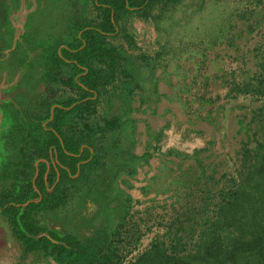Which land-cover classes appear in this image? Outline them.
<instances>
[{
	"label": "trees",
	"instance_id": "16d2710c",
	"mask_svg": "<svg viewBox=\"0 0 264 264\" xmlns=\"http://www.w3.org/2000/svg\"><path fill=\"white\" fill-rule=\"evenodd\" d=\"M186 1L189 0H58L55 22L35 46L43 50L41 57L45 53L47 56V31L56 32L59 44L52 60L58 66L54 73L58 86L54 84L55 95L50 93L57 100L55 107L48 105L43 113L37 109L47 95L33 102L39 117H28L17 109L12 114L5 107L0 215L22 246L24 258L33 254L53 264L123 261V236L132 210L140 202L128 193L127 187L123 190L122 184L138 175L141 161L153 156L149 148L141 157L134 152L138 130L134 114L145 112L153 100L159 82L155 81L152 88L145 82L155 79L165 63L164 46L159 44L162 51L154 56L142 53L127 31V24L134 19L150 21L162 36L161 25L168 15H188ZM238 1L246 4L245 19L250 15L247 20L254 21V26L248 25L251 31L264 24V0ZM188 4L189 10L198 5L193 14L206 8V0H190ZM256 61L257 70L242 83L234 82L232 93L264 100V56ZM40 63L46 85L51 65L43 67ZM60 87L70 89V95L66 96ZM103 103L105 109L101 112ZM257 116L264 130V105L255 119ZM153 151L157 153L156 149ZM240 167L228 188L220 190L214 211L210 202H204L203 216L213 211L217 221L209 223L211 220L205 218L207 229L201 242L194 239V234L184 236L181 225L172 224L175 232H171L168 242H155L130 264H264V142L244 151ZM170 169L167 175L175 173ZM106 171L112 175L111 184L118 185L116 190L104 179ZM161 173L158 168L153 180ZM187 175L175 176L174 184L180 189L165 188L164 194L178 196V202L180 191L187 196L193 183L192 176ZM85 195L92 196L89 204L98 211L115 214L119 209L126 212L125 216L113 217V227L103 224L91 236L50 230L39 223V215L65 211L71 203H80ZM101 195L106 196L103 205L98 202ZM111 195L115 199H109ZM82 211L80 217L91 218V208ZM44 233L59 244L40 237ZM140 238L138 235L135 242H140Z\"/></svg>",
	"mask_w": 264,
	"mask_h": 264
},
{
	"label": "rangeland",
	"instance_id": "374dc122",
	"mask_svg": "<svg viewBox=\"0 0 264 264\" xmlns=\"http://www.w3.org/2000/svg\"><path fill=\"white\" fill-rule=\"evenodd\" d=\"M55 2L0 0V100L4 97L9 99L6 107L12 114L17 109L28 117H37L33 102L37 103L36 99L46 95L37 109L43 113L42 109L48 105L55 107L57 100L50 93L55 95L54 84L58 78L54 75L58 66L52 60L56 44H59L56 32L47 31L50 34L46 43L49 54L46 56L45 53L39 63L34 61L33 68L27 66L30 61L25 63V51L20 48L12 50V44L23 43L22 25L28 12L23 39L27 47L37 49L35 46L40 36L55 22L54 9L60 4ZM188 3L190 0L184 4L188 6V15L178 12L175 16L170 14L166 17L161 25L164 28L162 36L150 21L134 19L127 24V31L142 53L154 56L162 51L160 44L164 46L165 60L164 68L155 74L156 80L149 78L145 82L151 88L155 81L159 82L156 95L145 112L134 114L138 129L134 152L141 157L149 148L153 156L148 161H141V167L137 165L138 175L122 184V189L127 187L128 193L140 202L132 210L123 236L124 244L120 248L124 259L128 260L137 256L134 253L136 245L140 244L141 252H146L155 242H168L171 232H175L172 224L181 225L184 236L194 234V239L201 242L207 229L205 218L211 220L209 223L217 221L211 214L216 209L217 197L220 190L228 188L231 180L238 176L244 151L253 150L257 142H264L263 123L258 116L255 119L258 110L263 108L264 100L231 92L234 82L240 84L254 73L257 58L264 56V24L252 27L251 31L248 25L254 26V21L247 20L250 15L245 19L246 4L238 0H206V8L196 14L193 10L198 5L189 10ZM10 19L14 24L13 30ZM9 49L13 52L12 57ZM25 54L33 58L38 55L31 51ZM40 62H43V67L51 65L46 85L42 82L44 70L39 69ZM61 89L66 96L70 95V89ZM30 101L32 103H28ZM104 109L103 103L100 111ZM155 149L157 153H154ZM110 155H113L112 151ZM158 168L162 173L154 181L152 177ZM170 168L175 173L167 175ZM187 174L192 176L193 182L187 196L180 191L178 202V196L164 194L166 189L179 190L174 177ZM111 176L108 173L104 179L116 190L118 185L111 184ZM159 190L160 193L157 192ZM101 197L98 202L103 205L106 196ZM91 198L85 195L80 203L77 200L65 211L58 212L59 229L91 236L92 231L102 228L103 224L107 228L113 227V217L125 216L123 210L117 209L115 214L107 210L102 213L96 207H90ZM108 198L115 199L113 195ZM206 200L212 204L213 211L203 216L202 206ZM117 204L112 203V206ZM89 207L94 209L91 218L80 217L82 210ZM138 235L141 238L136 243Z\"/></svg>",
	"mask_w": 264,
	"mask_h": 264
},
{
	"label": "crops",
	"instance_id": "0c3cea01",
	"mask_svg": "<svg viewBox=\"0 0 264 264\" xmlns=\"http://www.w3.org/2000/svg\"><path fill=\"white\" fill-rule=\"evenodd\" d=\"M29 15L30 13L28 12V15L26 16L24 23L22 25V36H21V40L23 41V43H20L17 46H14V44H12V50H17L18 48L22 49L24 52V56L25 59L27 60L25 63H30L27 65L30 68L32 67V64H35L34 61H37L39 63V60L41 58V52L43 53V50L40 48L31 50L30 47H27V45L25 44V41L23 39V35L25 34L26 30V25L28 23L29 20ZM12 18V17H11ZM11 25H12V30L14 28V24H12V21L10 19ZM1 40H0V44H1ZM16 47V48H14ZM11 49L8 50V52H12ZM31 51V53L34 55L35 53H38L37 56H34V58L31 55L26 56V52ZM10 57L13 56V52L11 54H9ZM9 57V58H10ZM33 58V59H32ZM40 69V68H39ZM41 70V69H40ZM8 85V84H7ZM10 89V88H9ZM7 102H9V99L7 100L6 97H4L2 99V101L0 100V119H1V126H2V130L0 129V136L1 133L3 131H5V129H3L4 124L6 122L5 118V112H6V104ZM88 205H92V204H88ZM90 207H96L95 205H92ZM89 207V208H90ZM97 208V207H96ZM94 211V209H92ZM89 211H91L89 209ZM1 214V213H0ZM60 214L56 213V214H49V215H39L38 216V221L41 224L42 227L45 228H49L51 229H59L60 225ZM58 218V219H57ZM0 264H53L51 261L46 260L44 258H37L35 255L33 254H29L28 256L23 255V248L22 246L19 244V242H17V239L15 238V236L13 235L12 231L9 230V228H7V226L4 224V219H2L1 215H0Z\"/></svg>",
	"mask_w": 264,
	"mask_h": 264
},
{
	"label": "built area",
	"instance_id": "2783aa9c",
	"mask_svg": "<svg viewBox=\"0 0 264 264\" xmlns=\"http://www.w3.org/2000/svg\"><path fill=\"white\" fill-rule=\"evenodd\" d=\"M142 251V249H141V246H140V244L139 245H136V250L134 251V253L137 255V256H139V254H141V253H143V252H141ZM137 256L134 258V259H130V260H128L127 258L126 259H124L123 258V261L121 262V263H119V264H130V262H133L136 258H137Z\"/></svg>",
	"mask_w": 264,
	"mask_h": 264
},
{
	"label": "water",
	"instance_id": "95a60500",
	"mask_svg": "<svg viewBox=\"0 0 264 264\" xmlns=\"http://www.w3.org/2000/svg\"><path fill=\"white\" fill-rule=\"evenodd\" d=\"M40 237H47V238L51 239L48 233H44V234L40 235ZM51 241H53V243L59 244L57 241H54L53 239H51Z\"/></svg>",
	"mask_w": 264,
	"mask_h": 264
},
{
	"label": "flooded vegetation",
	"instance_id": "af4514ba",
	"mask_svg": "<svg viewBox=\"0 0 264 264\" xmlns=\"http://www.w3.org/2000/svg\"><path fill=\"white\" fill-rule=\"evenodd\" d=\"M5 114V113H4ZM6 131H3L2 133H1V136H0V147H1V139H2V137H3V135H4V133H5ZM1 151V150H0Z\"/></svg>",
	"mask_w": 264,
	"mask_h": 264
}]
</instances>
